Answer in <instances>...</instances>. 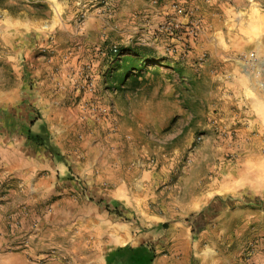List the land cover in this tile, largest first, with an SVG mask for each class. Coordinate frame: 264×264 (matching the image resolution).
<instances>
[{
	"label": "rangeland",
	"instance_id": "obj_1",
	"mask_svg": "<svg viewBox=\"0 0 264 264\" xmlns=\"http://www.w3.org/2000/svg\"><path fill=\"white\" fill-rule=\"evenodd\" d=\"M75 1L49 0L47 13L44 3L33 4V15L46 20L47 33L26 57L18 53L24 74L17 84L26 81V89L36 91L44 80V116L63 129L62 143L80 163L102 154L113 183L120 182L125 194L136 198L123 216L117 204L105 203L104 208L133 223L143 244L156 246L157 255L173 261L182 256L174 248L183 246L180 230L203 245L201 230L210 225L223 230L209 236L220 256L236 249L238 263L241 251L264 240V112L261 126L240 132L236 80L223 68L235 62L213 60L209 54L218 46L202 49L196 43L203 24L195 10L186 23L167 16L146 38L136 28L123 34L107 9L106 16H96L93 34L83 37L79 26L85 12L77 10ZM168 17L180 24L173 35L159 31ZM210 36L211 42L225 38ZM225 39L236 41V21L232 38ZM1 76L7 89V68L2 67ZM39 114L33 110V120ZM43 144L53 159L65 162L54 141ZM76 180L86 199H108L99 198L82 178ZM50 203L26 225L58 228L56 221L44 219L55 212ZM225 207L241 214L242 229L238 217L217 220ZM9 220L7 216V227Z\"/></svg>",
	"mask_w": 264,
	"mask_h": 264
},
{
	"label": "crops",
	"instance_id": "obj_2",
	"mask_svg": "<svg viewBox=\"0 0 264 264\" xmlns=\"http://www.w3.org/2000/svg\"><path fill=\"white\" fill-rule=\"evenodd\" d=\"M38 2L41 7L44 3L47 13L49 0H8L7 3L0 0V264H107L108 256L118 248L140 244L154 252L151 264H264L262 239L250 245L246 253L241 251L238 263L236 249L221 257L209 236L210 232L219 235L223 230H212L210 225L201 230V237L206 238L203 245L190 240L188 230H180L183 246L174 248L182 256L173 261L165 254L157 255L156 246L142 243V234L133 229V223L121 217L136 198L125 194L120 182L113 183L112 170L102 162V154L95 160L80 163L75 152L64 147L63 129L44 116V80L39 82L36 91L26 89V81L17 84L18 76L24 74L18 68V53L26 57L37 42L42 44L47 33L46 20L43 21L42 15H33V4ZM74 3L77 10L85 12V20L79 26L82 28L79 35L83 37L91 30L93 34L98 22L96 16H106L107 9L112 14V23L123 34L136 28L146 38L167 16L174 14L181 23H186L188 14L195 10L203 24L196 43L202 49L214 50L218 46L216 52L209 54L213 60L235 62L223 68L231 71L236 80V119L242 128L240 132L244 134L256 124L261 126L264 0H76ZM172 3L178 5L179 14L171 9ZM233 21H236V41L232 43L225 38H232ZM211 34L214 38L223 34L225 38L223 42L221 39L211 42ZM2 67L8 69L11 79L7 89L1 76ZM33 110L40 113L34 120ZM49 139L54 141L66 164L51 157L43 144ZM78 177L99 198L108 199L96 203L81 196ZM103 184L110 188H103ZM51 198L54 200L49 201ZM47 202H51L55 212L44 219L56 221L59 227L52 230L40 225L28 227L26 221L39 219V208ZM105 203L117 204L121 216L107 211ZM6 215L11 221L8 227ZM216 215L217 220L238 217L239 229L245 226L236 208L225 207Z\"/></svg>",
	"mask_w": 264,
	"mask_h": 264
},
{
	"label": "trees",
	"instance_id": "obj_3",
	"mask_svg": "<svg viewBox=\"0 0 264 264\" xmlns=\"http://www.w3.org/2000/svg\"><path fill=\"white\" fill-rule=\"evenodd\" d=\"M129 51L135 55H139L134 50ZM154 258V252L145 246L131 247L127 245L112 252L108 256L107 264H151Z\"/></svg>",
	"mask_w": 264,
	"mask_h": 264
},
{
	"label": "built area",
	"instance_id": "obj_4",
	"mask_svg": "<svg viewBox=\"0 0 264 264\" xmlns=\"http://www.w3.org/2000/svg\"><path fill=\"white\" fill-rule=\"evenodd\" d=\"M171 9H173L174 13L179 14L180 9L178 8V5L175 3L171 4ZM180 28L179 22H177L174 17L169 18L165 24L160 25L159 31H168L169 34L173 35V33Z\"/></svg>",
	"mask_w": 264,
	"mask_h": 264
}]
</instances>
